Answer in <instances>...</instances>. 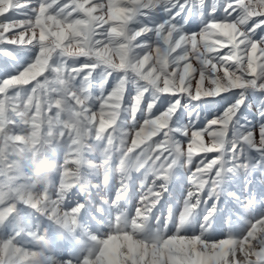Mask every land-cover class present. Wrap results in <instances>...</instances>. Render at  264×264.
I'll use <instances>...</instances> for the list:
<instances>
[{
	"label": "snow or ice",
	"instance_id": "obj_1",
	"mask_svg": "<svg viewBox=\"0 0 264 264\" xmlns=\"http://www.w3.org/2000/svg\"><path fill=\"white\" fill-rule=\"evenodd\" d=\"M31 2L9 0L7 11L0 12V44L31 45V50L36 52L33 60L22 66L20 57L0 61V75L5 77L0 81V86H4L0 99L16 102L8 98V90L12 87L5 82L23 78L38 69L40 74L36 78L41 77L43 83L36 78L31 80L35 84L31 95L34 97L39 92L44 97L47 94L49 115L53 119L58 116L60 120L54 129V134L59 133L60 138L58 143L53 140V153L62 141L67 142V151L61 163L56 161L54 154L49 156L55 161L50 178L54 174L59 176L58 184L53 186L54 192L49 191V185H41L36 195L27 200L17 199L9 192L8 199L12 203L5 206V199L0 201V229L14 230V235L8 239H0V264H96L97 254L110 236L128 232L136 237L152 208L168 190L167 183L176 169L188 166H191L188 168L190 188L185 198V213L214 197L204 215L201 231L198 235H181L184 220L181 216L177 233L171 237L158 235L138 239L141 248L156 254L154 259L143 264H195L190 256L179 251L181 247L199 253L219 252L224 242L231 246L218 264H264V214L252 221L241 236L233 237L229 233L223 239L211 240L205 235L213 215L224 211L230 219L236 214L233 208H217L222 195L225 204L231 198L242 213L250 210L249 205L252 210L260 207L264 213V177L259 185L252 180L243 185L241 191L246 193L243 199L235 192L226 191L227 183L234 181L238 172L246 179L253 171L264 173V35H260L264 33V0H226L219 18L213 15L216 8L212 6L208 8V17L200 21L199 32H184L175 24L157 26L154 30L157 43L142 56L132 52L133 41L153 29L145 26L134 34L128 32L127 26L135 14L160 6H164L165 11L175 7L177 10L170 19L187 12L183 16L185 23L195 24L196 15L203 17V10L208 7L204 0H66L56 10L54 6L60 0H39L30 18H8L9 13L28 7ZM110 9L122 11L110 12ZM219 26H229L231 38L217 33ZM49 27L53 33L66 38L62 42L56 40L46 30ZM257 36L258 39H253ZM0 54L12 55L6 48L0 49ZM53 57L92 58L93 64H106L113 71L131 73L139 81L146 82L139 86L134 103L127 108L133 119L144 92H150L154 99L161 93L178 95L165 96L161 105L170 102L167 109L163 114L157 109L156 113L147 115L133 137L113 127L121 110L120 90L111 93L93 112L87 105V81L78 90H74L71 83L83 69H69L64 64L53 67L50 64ZM13 65L19 66V71L10 75ZM46 70L51 79L42 77ZM250 91L253 102H261L253 114L258 118L260 129L258 133H240L235 128L239 120L237 112L247 106L246 93ZM28 98L18 102L19 106L23 107ZM152 106L149 103L148 107ZM62 108L68 109V119ZM213 108L216 114L211 120L203 128H194L199 112L211 113ZM186 112L189 122L184 125L180 122ZM173 115L172 125L178 127L169 125ZM230 120L234 137L229 143L239 145L242 139L249 148L254 147L259 156L255 163L246 155L242 156L239 147L217 151L223 144L224 128L217 131L213 126L227 127ZM158 133L160 139L146 143ZM177 136L183 137V141L177 140ZM92 138L106 143L101 148L99 143H90ZM118 139L117 145L114 141ZM138 146L143 154L139 163L147 162L151 166L153 184L149 185L148 194L139 200L130 224H122L118 217L114 224L109 223L108 232L97 235L92 231L93 222L99 232L104 214L117 206L118 200L113 198L109 202L101 195L103 190L88 179L89 170L97 174L106 171L114 148L123 149L121 159L124 162ZM93 149L103 152L99 164H93L86 157ZM156 180L161 182L156 184ZM248 183L256 190H250ZM123 187L122 183L117 191L122 192ZM205 190L209 193L207 197L202 196ZM97 196L100 197L99 206L95 200ZM16 202L27 205L43 220L34 222L32 213L23 210L10 220L6 219L16 211ZM26 238L36 251L18 246ZM127 264L141 262L133 259Z\"/></svg>",
	"mask_w": 264,
	"mask_h": 264
},
{
	"label": "rangeland",
	"instance_id": "obj_2",
	"mask_svg": "<svg viewBox=\"0 0 264 264\" xmlns=\"http://www.w3.org/2000/svg\"><path fill=\"white\" fill-rule=\"evenodd\" d=\"M6 1L9 2V0ZM38 2L39 0H32L28 7L16 11L17 20L30 18L33 14L32 9L37 7ZM64 3H66V0H60L59 4L55 5L53 10L58 9L60 5ZM162 8L164 7H161V9ZM141 14L142 13H137L131 18L127 26L128 32L131 25L137 24L135 21L140 18ZM170 16H172L171 13L166 17H162L160 20L167 21V18L170 20ZM10 17L11 13L8 14V18ZM160 20L157 22L161 23ZM143 21L146 22L147 20L143 19ZM60 32L62 33L63 30H60ZM34 56L35 53L29 52L27 49L21 52L18 56L21 58L20 66L25 62H31ZM81 58L82 57L64 59L63 57H53L50 59V64H52L53 67L57 64H64L69 69H83L82 71H78L71 83L72 86H74L73 89L78 90L85 81H87V105L89 108L92 107L95 111L101 107L103 100L110 96L112 91L115 92L119 89L121 110L113 127H118L121 133H130L129 127L139 124L137 118L131 120L130 112L127 110L128 106L134 103V96L138 93L137 90L133 92V83L130 82V73L125 75L121 70L113 71L109 68L103 69L102 63H97L98 68H92L86 60ZM3 60L11 59L9 56H0V61ZM18 71L19 66L13 65L10 70V75H15ZM38 74L40 73L37 69L23 78H16L12 81L5 82L6 86L12 87L8 90V98L16 102L0 99V177H2V179H0V187H3L0 188V201L5 199V206L12 203V201L8 199L9 192H11L13 196H16L17 199L25 200L30 196H35L36 191L39 190L41 185L44 187L49 185V191L54 192L53 186L58 184L59 176L54 174L50 178L51 172L54 171L55 161L50 159L49 156L54 154L56 161L61 163L67 151V142L62 141L58 144L57 149L53 153V140H56L58 143L60 138L59 133L54 134V129L60 120L58 116L53 119V117L49 115V108L46 107L48 104L47 94L45 93L44 97H42L39 92H37L34 97L31 95L35 89V84L31 80L35 79ZM123 76H125V79H123ZM42 77L51 79V76H48L47 70L42 74ZM3 79H5V77L0 75V81ZM36 79L39 80L40 83H43L41 77H37ZM3 87L4 86H0V91L3 90ZM250 92L246 93V100L249 94L253 95V93ZM256 95L261 94L257 93ZM28 96L29 98L25 101L23 107H20L18 102L24 101ZM250 100L253 102L250 98L246 103H251ZM242 108H244V106H242ZM61 111L64 113L65 119H68V109L62 108ZM197 111L199 112V109H197ZM248 111L246 117L242 119L240 124H252V121L257 122L256 119L258 118H254V111ZM201 116L202 112H199V117L195 121H198ZM13 122H15V124ZM120 122L122 123L120 124ZM169 125H171V123H169ZM113 135L116 134L113 133ZM155 138H160L159 133L156 137L150 138V141L146 143H150L151 140ZM65 140H67L66 137ZM124 142H128L127 135L124 136ZM90 143H99L102 148L106 142L103 140L97 141L92 138L90 139ZM114 143L118 145L119 139L114 141ZM240 146L242 147V156L246 155L250 161L255 163V159L259 158L255 148H249L243 143L242 139L238 147L240 148ZM244 147L246 148V154L243 153ZM227 148H229L228 140H225L219 151H223ZM142 155L140 147L138 146V148L133 149V151L128 154L125 161L122 162L121 157L123 156V149L114 148L106 171L97 174L95 171L89 170L88 179L92 184L97 185L103 190L101 195L106 196L109 202H111L113 198H117L118 200V205L104 214L99 232H97V226L95 222H93L92 231L96 232L97 235L108 232L109 223L114 224L118 217L121 219L122 224H130L132 218L136 214L139 200L142 196L148 194L149 185L153 184L154 181V175L151 166L147 162L142 164L139 163ZM196 155L198 156L200 154ZM86 157L93 164H99L103 159V152L102 150L93 149L86 154ZM137 164H139V167H134V165ZM190 167L191 166L176 169L175 174L167 183L168 190L163 193L158 203L152 208L148 220L143 225L142 230L136 234V237H133L128 232H121L120 234L110 236L103 242L96 257V264H127L128 261L133 259L139 260L141 264L145 261H151L155 258L156 254L148 249L141 248L138 239H150L158 235L171 237L177 233L181 216H184L183 226L180 228L181 235L191 236L200 233L204 215L207 209L212 205L214 197L209 198L206 203L200 204L198 208H189L187 213H185V198L190 188L188 170ZM262 177H264V173L258 170L253 171L247 179L242 172H238L234 181L227 183L226 191L235 192L243 199L246 195V193L241 191L243 185L247 183L248 180H252L256 185H259ZM160 182V180L155 181L156 184ZM122 183L124 185L123 191L118 192L117 190L121 188ZM13 184V187L9 186ZM248 188L252 191L256 190L253 188L252 183H248ZM202 196H209L208 191L205 190ZM95 200L97 206H99L100 197L97 196ZM221 207L233 208L236 214L229 219L226 213L221 211L210 218L211 227L207 229L205 235L211 240L223 239L229 233H231L233 237L241 236L248 230V226L252 221L260 218V216L264 214L261 212L260 207L252 210L251 205H249L250 210L248 212L242 213L234 206L231 198H229L225 204V197L223 195L220 196L217 201V208L219 209ZM15 209L16 211L10 213L9 217L6 219L10 220L12 216L19 214L20 211L23 210L26 213H32V220L34 222L43 220V217L40 216L39 213H36L30 207L22 203L16 202ZM12 235H14V230L10 228L8 230L0 229V239H8ZM17 239L19 240V238ZM18 246H23L32 251L37 250L27 238L18 244ZM230 246L231 245L227 242L222 243L219 252L199 253L195 250H189L187 247H181L179 251L185 256H190L195 264H218L219 260L226 254L225 250ZM173 251H177V249H173ZM165 253H167V249H165Z\"/></svg>",
	"mask_w": 264,
	"mask_h": 264
},
{
	"label": "bare ground",
	"instance_id": "obj_3",
	"mask_svg": "<svg viewBox=\"0 0 264 264\" xmlns=\"http://www.w3.org/2000/svg\"><path fill=\"white\" fill-rule=\"evenodd\" d=\"M225 2H226V0H204V3L206 5H208V7L203 10L204 11L203 17L196 15V23L195 24L185 23L183 16L186 15L187 12L181 13L180 15L176 16L174 20L173 19L169 20V18H167L168 19L167 21H165V20L161 21L160 20L162 17H166L169 13L172 14V12H176L177 9L175 7L171 8L170 11H165V8L161 9V7H164V6L145 10L144 12H142L140 18L135 21L137 24L130 26L129 32H132L134 34L136 30L143 29L145 26H147L150 29H153V31H149V32L137 37L133 41V48H132L133 53L136 55L142 56V55L146 54L147 51L157 43V36L155 34V31H154L157 26H163L166 24H175L177 26H180L181 30L184 32H199L201 30V27H202V24L200 23V21L203 20L205 17H208V8L215 6L216 11L213 15L215 17L219 18L222 15V8H223V5ZM8 5H9V2H7L6 0H0V12L7 11ZM109 11L110 12H116L119 10L110 9ZM216 15H218V16H216ZM16 16H17V14L15 12H12L11 17L9 19L17 20ZM143 19H146L147 21L144 22ZM158 20H160L161 23H158L157 22ZM46 30L49 31L50 34H53L55 36V39L60 41V42H62L63 38H66V37H61L59 34L53 33L51 31L50 27ZM216 32L221 34V35H225L228 38H231V36H232V30L229 26H219L216 28ZM260 35H264V33H260ZM253 39H258V36L253 37ZM5 48L9 53H12V55L9 56L11 60L17 58L20 55V53L26 49L29 52H34L36 55V52L34 50H31V48H32L31 45H4V44H0V49H5ZM0 56L2 57L5 55L0 54ZM82 58H83V60H86L92 66V68H94V67L98 68L97 63L93 64L92 58H88V57H82ZM103 67H104L103 69L109 68V66L106 64H103ZM123 79H125V76H123ZM104 80H106V79H104ZM130 82L133 83L132 84L133 90H134L133 92H135V90L139 91V86L142 85L143 83H146L143 81H139L138 78H136L135 75L131 74V73H130ZM72 87L74 88V86H72ZM111 93H113V91ZM174 95H178V94H176V93H161L158 95L157 98L154 99L153 95L150 92H144L143 95L141 96L140 104L137 106V111L134 114V118H137V120L139 121V124L137 126H130V127L127 125L128 123L126 124L130 128V134L134 137L135 131L139 130L138 126L141 124V122L143 121V119L147 115H149L151 113H156L157 109H159V114H163V112L169 106L170 102L164 103L163 105H161V102L164 101L165 96L170 97V96H174ZM251 96H252V94H249L246 101H248V99H250ZM134 98H135V96H134ZM131 101H133V100H131ZM250 102H251V100H250ZM149 103H151L153 105L151 108L148 107ZM260 103L261 102L259 100H256L255 102H251V103L247 102L246 103L247 106L242 108V110H239L237 112V116L239 117V120H238V124L235 126V128L238 132H240V133H249V132H257L258 133L259 132L260 125L258 122L252 121V124H247V123L240 124V123H241L242 119L244 117H246L247 113L249 112L248 110H252L255 113L257 105H259ZM188 107L190 108L191 105H189ZM90 109L93 112H95V110L92 107ZM221 111H223V110H221ZM215 114H216L215 108L212 109L211 113H209L208 111L202 112L201 118L198 121H194L193 127L195 128V127L199 126L200 128H203L205 126V123L209 122L211 120L212 116ZM130 116H131V120H133V114L130 113ZM174 119H175V115H173V117L169 121V123H171V126H173V127H178V125H172V120H174ZM234 119H235V117H234ZM188 122H189V118H188V114L186 112L184 119L180 123L186 125V124H188ZM202 122H204V123H202ZM121 123L122 122H120V124ZM166 127H168V126H166ZM213 127H214V130H217V131L222 127L224 128L223 144H224L225 140H228V147L229 148L239 146V145H233V144L229 143V141H232L233 137H234L233 130H232V127H233L232 120L229 121V124L227 127L220 125V124H217ZM155 139H157V138H155ZM176 139L179 141H183L184 138L177 136ZM223 144H222V146H223ZM240 149L242 152L241 146H240ZM243 149H244L243 153L246 154V148L244 147ZM219 150H221V148L217 149V151H219Z\"/></svg>",
	"mask_w": 264,
	"mask_h": 264
}]
</instances>
